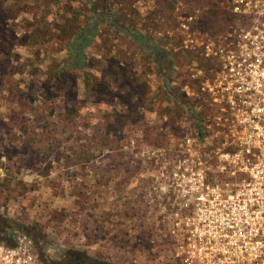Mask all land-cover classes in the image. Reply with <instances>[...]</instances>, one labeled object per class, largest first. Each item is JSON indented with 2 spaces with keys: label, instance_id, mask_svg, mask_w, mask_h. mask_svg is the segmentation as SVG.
Wrapping results in <instances>:
<instances>
[{
  "label": "rangeland",
  "instance_id": "rangeland-1",
  "mask_svg": "<svg viewBox=\"0 0 264 264\" xmlns=\"http://www.w3.org/2000/svg\"><path fill=\"white\" fill-rule=\"evenodd\" d=\"M133 3L134 13H128L126 17L133 18L138 27L149 26V31L161 22L176 23L179 15L184 14L181 6L185 2L182 1L174 4V9L166 11L168 21L151 14L156 8L151 0H135ZM192 3L195 8H203L202 3L197 4L193 0ZM215 3L223 12L222 1ZM81 6L73 3L77 22L83 25L88 13ZM54 10L62 16L66 14L63 9ZM176 12L178 15L175 17ZM34 13L29 10L14 20L17 32H23L18 27L19 23L22 24L25 18L30 20ZM218 19L208 15L205 23L200 24L211 28L221 23V18ZM174 28L175 40L180 42L177 26ZM155 39L165 43L160 34H155ZM62 46L57 40L42 45V58L61 59L59 56L64 54ZM169 47L176 67L174 81L170 85L177 94H181L184 93V85L188 84L184 70H187L188 56L179 44ZM108 50L111 51L108 56H115L122 63L119 65L117 61L111 66L114 75L108 71L104 60V52ZM15 52L21 56L17 62H21L24 60L22 57L31 54V49L20 46ZM85 52L94 65L89 70L97 75L100 69L107 71V76L113 80L114 90V78L120 81L115 73L119 71L117 66L124 68L128 78H131L129 72H136L135 75L139 76L137 83L149 86L146 98H151L152 102L147 99L145 106H150V109L143 110V118L135 116L137 112L141 115L142 111L137 106L131 109L134 115L131 114L129 120L124 121L121 117L104 119L105 113L121 109L118 100H95L84 89L78 76L70 71L66 75L68 81L64 94L55 96L47 107L36 99L28 105L30 111L23 114L25 124L29 120L30 128L40 130L46 125L44 136L31 138L36 142L29 150H22L19 144L21 138L30 139L29 135H24L17 127L9 133L4 132V126L0 124V144L6 148L0 159V224H16L13 234L29 237L47 264L61 260L69 250H79L112 264H175L172 256V235L176 231L172 222L174 154L177 153L176 138L188 131L190 120L181 119L187 129H177V136L171 134L172 122L165 114L166 106H171V103L163 94L153 63L130 39L98 31ZM41 70L43 65L38 64L37 71L31 75L16 73L10 76L17 86L16 98H13L16 100H9L10 94L4 90L3 94L0 92V121L24 125L13 112L18 97L16 92L43 96L40 93L44 79ZM3 86L0 85V89ZM69 96H73L79 105L75 124H70L65 115H57V110L65 106ZM18 100L26 103L22 98ZM51 106H56L52 112ZM146 110L149 111L145 113ZM197 110L203 116V109L197 107ZM47 137L59 139L60 143L54 150V144L51 145ZM115 137H118L116 146L112 139Z\"/></svg>",
  "mask_w": 264,
  "mask_h": 264
},
{
  "label": "built area",
  "instance_id": "built-area-1",
  "mask_svg": "<svg viewBox=\"0 0 264 264\" xmlns=\"http://www.w3.org/2000/svg\"><path fill=\"white\" fill-rule=\"evenodd\" d=\"M221 1L220 24L202 26L200 7L177 22L184 93L204 114L176 138L175 264H264V0ZM15 237L0 264H47Z\"/></svg>",
  "mask_w": 264,
  "mask_h": 264
},
{
  "label": "trees",
  "instance_id": "trees-1",
  "mask_svg": "<svg viewBox=\"0 0 264 264\" xmlns=\"http://www.w3.org/2000/svg\"><path fill=\"white\" fill-rule=\"evenodd\" d=\"M135 0H0V85L3 88L0 89L1 94L7 92L9 100H16L15 88L13 84L14 80L10 78L13 74H33L37 71L38 64L43 65L41 73L44 74V79L41 81V92L43 96H32L31 94H25L23 92H16L17 102L14 106V116L21 119L23 126L13 125L0 121V124L4 126V132H10L13 127H17L25 135H29V138H21L19 144L22 145V150H29L30 146L35 145V140H31L33 136L40 137L46 134L44 127L41 126L36 130L30 128L27 120L25 124L24 113L30 111L28 105L32 104L36 99L46 107L49 103H52L55 96H61L65 93L63 91L68 72H72V75L76 74L78 79L82 82L84 89L98 101L111 102L115 99L118 100L121 105L120 110H113L110 114L105 113L104 119L115 117H121L122 120H129L130 115L133 114L132 108L140 106L142 109L141 115L135 113V116L143 118V110L150 109V106H145L147 99L146 95L150 92L149 86L144 83H137L139 76H136V72H129L131 78H128L124 68H119L118 72H115L120 81L114 78L116 82V90L113 89V80L107 76V71L100 69V74L97 75L91 72L89 69L93 67L89 62V57L85 52V49L93 42L95 35L100 32H106L108 34H120L123 38L130 39L135 43L145 58H149L155 68V74L160 80L163 86V94L171 106H166V113L169 120L172 122L171 134L174 136L179 135L177 129L186 130L187 126L182 122L184 118L190 120L189 124H194L199 120L201 114L197 110L203 109L204 102L200 97L194 96L189 98L185 93L177 94L171 83H173V77L176 74V67L173 60L172 50L169 47L171 44H179L174 36V27L177 26V22L169 24L168 22H161L160 24L154 25L151 31L149 26L144 25L141 27L134 23L133 18H127L128 13H134V2ZM154 4V8L151 14H154L160 19L166 18L169 20L166 11L174 9V4L178 1L185 2V5L181 6L182 13L188 14L195 7L194 3L191 4L192 0H151ZM197 4L202 3L203 11L201 13V22L205 23V19L208 15L213 16L215 19L223 18L221 9L216 5L215 2L221 0H193ZM205 1V3H204ZM80 3L81 9L88 13V18L83 25L77 22L76 15L77 10L73 8V3ZM191 5V6H190ZM118 6V8H117ZM199 7V6H198ZM55 9H63L66 14L63 16L58 14ZM29 10L35 11L32 17L29 19H23L22 24L19 23L23 32H17V24L14 22L21 13H25ZM183 14V15H184ZM178 12L175 13V17ZM53 18L50 19L49 17ZM155 18V21H157ZM158 18V19H159ZM60 19V21H59ZM65 19V20H64ZM219 20V19H218ZM90 21V22H89ZM64 22V24H63ZM80 26H79V25ZM103 27V28H101ZM172 33V34H171ZM155 34L165 38V43L155 39ZM53 40H57L63 44L61 50H64V54L61 59L53 57L50 60L48 58H42L44 52L41 46L48 44ZM106 40V39H105ZM20 46H29L31 54L22 57L24 60L17 62L21 57L17 55L15 49ZM111 53L110 50L107 53L104 52L105 63L108 71L112 72V65L119 62L120 60L115 56H108ZM187 55V54H186ZM47 60V61H46ZM103 60H100V62ZM99 62V60H98ZM186 72L185 78L188 80V72ZM143 75V72L141 73ZM114 75V74H113ZM127 81V82H126ZM134 83V85L132 84ZM136 83V84H135ZM74 86L75 83H73ZM126 89V90H123ZM4 90V91H3ZM106 97V98H104ZM19 98L25 100L19 102ZM68 101L63 108L57 110V115L66 116L69 119L70 124H75L77 117H79L78 106L76 99L73 96L68 97ZM27 99V100H26ZM134 99V101H132ZM22 100V101H23ZM149 102L151 98L148 99ZM69 103V104H67ZM27 107V108H26ZM51 106V112L53 110ZM54 111V110H53ZM149 110H146L148 112ZM57 117V116H56ZM182 119V120H181ZM180 120V121H179ZM174 123H176L174 125ZM163 125H166L164 122ZM188 125V124H187ZM108 134L109 131L107 130ZM116 134V133H115ZM31 135V136H30ZM20 138V137H19ZM49 139L52 146L54 147L60 143L59 139ZM114 146L117 145L118 137L112 138ZM33 143V144H32ZM110 147H114L113 144H109ZM2 148L0 153V159L5 155L6 148L4 144H0ZM39 149V148H38ZM87 161V160H86ZM2 164L0 162V168ZM15 225L12 224H0V243H3L9 247L16 244V237L13 234ZM22 227V226H21ZM10 231V232H9ZM53 264H112L111 262L91 257L85 252L79 250H69L67 254L61 260L54 262Z\"/></svg>",
  "mask_w": 264,
  "mask_h": 264
}]
</instances>
